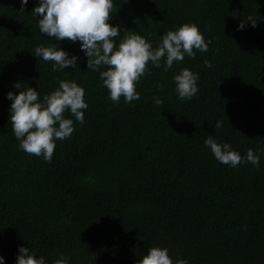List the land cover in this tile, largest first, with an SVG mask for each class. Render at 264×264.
<instances>
[{"label":"trees","instance_id":"trees-1","mask_svg":"<svg viewBox=\"0 0 264 264\" xmlns=\"http://www.w3.org/2000/svg\"><path fill=\"white\" fill-rule=\"evenodd\" d=\"M38 3L22 9L20 0H0L5 264H15L19 245L49 264L60 253L71 264H136L153 246L190 264H264V154L259 167H231L204 143L213 135L242 156L264 148V0H114L110 22L121 35L138 32L156 46L163 33L195 22L212 41L207 52L185 55L168 71L163 60L160 68L149 64L137 85L140 99L131 103L110 99L79 41L40 33L31 11ZM53 42L79 57L75 68L53 71L52 61L33 54ZM184 67L200 74L199 90L181 100L173 76ZM63 79L84 87L88 108L83 124L71 117L75 131L56 141L48 162L20 149L7 93H18L19 81L42 99ZM218 119L223 127L215 129Z\"/></svg>","mask_w":264,"mask_h":264},{"label":"clouds","instance_id":"clouds-1","mask_svg":"<svg viewBox=\"0 0 264 264\" xmlns=\"http://www.w3.org/2000/svg\"><path fill=\"white\" fill-rule=\"evenodd\" d=\"M20 2L21 8L25 9L29 0ZM113 8L114 0H39L38 5L31 10L38 17L41 34L54 37L55 40L80 42V48L88 58V69L99 72L113 102H119L122 96L126 103L140 99L137 85L141 77L148 74L149 64L160 68L163 60L164 71H168L174 62L184 61L185 55L194 59L197 50L207 52L212 43L211 39H205L195 22L183 23L177 29L163 33L156 46L138 32L124 30L121 35V26L110 22ZM252 23L255 26V22ZM244 27V21L237 26L238 30ZM121 36L122 39L117 43L114 38ZM33 54L44 61H52L53 71H63L68 66L75 68L79 59L76 54H70L54 42L48 46L38 45ZM102 65L107 66L106 70L101 71ZM204 65L213 67L208 59H205ZM199 78L200 74L188 67L176 73L173 81L177 98L191 99L197 94ZM158 87L163 89L164 84ZM14 88L20 91H9L7 98L11 101L12 130L20 142V149L51 162L56 141L69 138L75 131L71 117L84 123V110L88 108L84 87L75 80L63 79L59 87L45 94L42 99L36 88H25L19 81L14 84ZM155 102L161 104L163 101L155 98ZM66 112L71 113V116H65ZM214 127H223V121L216 120ZM204 143L220 163L231 167L238 166L242 161L259 167L260 156L264 154V148H258L249 149L246 156H242L228 142H222L213 135H209ZM0 264H5L2 254ZM15 264L49 262L31 247L19 245ZM52 264H71V258L60 253ZM136 264H190V261L186 258L174 259L167 247L153 246Z\"/></svg>","mask_w":264,"mask_h":264}]
</instances>
